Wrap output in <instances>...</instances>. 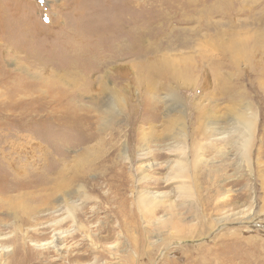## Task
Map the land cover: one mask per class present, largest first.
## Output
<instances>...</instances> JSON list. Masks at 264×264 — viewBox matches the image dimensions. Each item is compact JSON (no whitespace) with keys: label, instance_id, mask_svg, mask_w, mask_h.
Wrapping results in <instances>:
<instances>
[{"label":"rangeland","instance_id":"obj_1","mask_svg":"<svg viewBox=\"0 0 264 264\" xmlns=\"http://www.w3.org/2000/svg\"><path fill=\"white\" fill-rule=\"evenodd\" d=\"M0 264H264V0H0Z\"/></svg>","mask_w":264,"mask_h":264},{"label":"bare ground","instance_id":"obj_2","mask_svg":"<svg viewBox=\"0 0 264 264\" xmlns=\"http://www.w3.org/2000/svg\"><path fill=\"white\" fill-rule=\"evenodd\" d=\"M72 82H73V80H72ZM76 82V81H75ZM105 84V83H104ZM76 86V85H75ZM72 87V86H71ZM84 91V90H83ZM85 95V94H84ZM100 95V94H99ZM70 97V96H69ZM71 98V97H70ZM74 99V98H73ZM75 102V101H74ZM67 107V106H66ZM108 107V106H107ZM109 108V107H108ZM73 109V108H72ZM74 110V109H73ZM74 112V111H73ZM110 113V112H109ZM112 114V113H111ZM77 118V117H76ZM77 120H79V119H77ZM77 122V121H76ZM84 122V121H83ZM78 124V123H77ZM81 124V123H80ZM86 126V125H85ZM77 127V126H76ZM75 128V127H74ZM78 128H79V126H78ZM196 153V152H195ZM64 174L62 173L61 174V176H60V179L63 177V179L61 180V181H64V182H67V179L65 180V177L63 176ZM28 176V175H27ZM67 176H69V175H67ZM73 176V175H72ZM71 176V177H72ZM71 177H70V179H71ZM59 179V178H58ZM69 179V178H68ZM50 181V180H49ZM69 181V180H68ZM47 182V181H46ZM196 182V181H195ZM67 184H71V183H68L67 182ZM185 184V183H184ZM65 186V185H64ZM63 186V187H64ZM185 186V190H187L188 189V186H186V185H184ZM183 186V187H184ZM47 187V186H46ZM56 187H59V190H60V192H61V186H60V182L57 184V186ZM70 187V186H69ZM45 188V187H44ZM52 190H54L55 192L54 193H56V192H58L57 190H56V188H54V189H52ZM183 191V195H184V197L185 196H187V191ZM49 196V195H48ZM55 196V195H54ZM46 200V199H45ZM51 200H52V197H50L47 201H46V205H50L51 204ZM143 202V201H142ZM144 203V202H143ZM145 203H146V200H145ZM147 203H150L148 200H147ZM153 203V202H152ZM54 204V203H53ZM52 205V204H51ZM147 206H148V204H146ZM150 206V205H149ZM159 206L157 205V208H158ZM153 208V207H152ZM50 209V208H49ZM155 209V208H154ZM5 210V209H4ZM7 215H8V213H7ZM9 216V215H8ZM24 216V215H23ZM152 216H154V215H152ZM22 222V221H21ZM21 224V223H20ZM23 224V223H22ZM37 225V224H36ZM28 226V225H27ZM23 228V227H22ZM26 240V239H25ZM48 262V261H47Z\"/></svg>","mask_w":264,"mask_h":264}]
</instances>
